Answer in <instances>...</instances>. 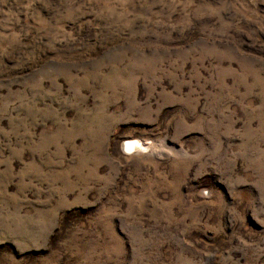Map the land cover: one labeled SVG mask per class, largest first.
Masks as SVG:
<instances>
[{"label": "rangeland", "instance_id": "1", "mask_svg": "<svg viewBox=\"0 0 264 264\" xmlns=\"http://www.w3.org/2000/svg\"><path fill=\"white\" fill-rule=\"evenodd\" d=\"M0 264H264V0H0Z\"/></svg>", "mask_w": 264, "mask_h": 264}, {"label": "bare ground", "instance_id": "2", "mask_svg": "<svg viewBox=\"0 0 264 264\" xmlns=\"http://www.w3.org/2000/svg\"><path fill=\"white\" fill-rule=\"evenodd\" d=\"M124 146L131 152H139L143 150L142 144L138 140H127Z\"/></svg>", "mask_w": 264, "mask_h": 264}]
</instances>
